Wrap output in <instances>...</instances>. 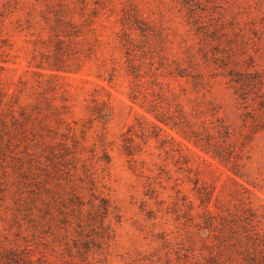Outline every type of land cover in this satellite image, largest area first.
Here are the masks:
<instances>
[{"label": "rangeland", "instance_id": "374dc122", "mask_svg": "<svg viewBox=\"0 0 264 264\" xmlns=\"http://www.w3.org/2000/svg\"><path fill=\"white\" fill-rule=\"evenodd\" d=\"M0 31V264H264V0H0Z\"/></svg>", "mask_w": 264, "mask_h": 264}, {"label": "trees", "instance_id": "16d2710c", "mask_svg": "<svg viewBox=\"0 0 264 264\" xmlns=\"http://www.w3.org/2000/svg\"><path fill=\"white\" fill-rule=\"evenodd\" d=\"M1 32V31H0ZM153 107V110L152 111H157V109L155 108V106H152ZM162 114V113H161ZM164 115V114H163ZM157 118L162 122V123H165L166 125H169V122H167V120L164 118V116L163 117H159V115H157ZM171 119V121H175L173 118H170ZM177 125H178V123L176 122H174V124H173V126H175V127H177ZM182 132H183V134H185V132H184V130H182ZM186 135V134H185ZM196 138L198 137V136H195ZM200 139L198 138L197 139V142L199 141Z\"/></svg>", "mask_w": 264, "mask_h": 264}]
</instances>
